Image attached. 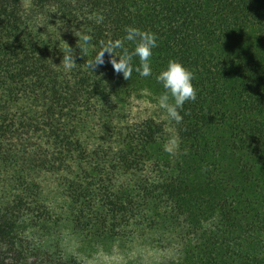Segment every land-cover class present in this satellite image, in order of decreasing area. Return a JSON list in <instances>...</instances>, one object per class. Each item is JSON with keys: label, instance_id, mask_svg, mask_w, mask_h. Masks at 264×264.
<instances>
[{"label": "trees", "instance_id": "trees-1", "mask_svg": "<svg viewBox=\"0 0 264 264\" xmlns=\"http://www.w3.org/2000/svg\"><path fill=\"white\" fill-rule=\"evenodd\" d=\"M126 26L156 35L152 75L107 53L92 72ZM169 60L197 89L179 124ZM141 243L171 253L151 264H264V0H0V264Z\"/></svg>", "mask_w": 264, "mask_h": 264}, {"label": "clouds", "instance_id": "clouds-1", "mask_svg": "<svg viewBox=\"0 0 264 264\" xmlns=\"http://www.w3.org/2000/svg\"><path fill=\"white\" fill-rule=\"evenodd\" d=\"M103 17L98 18L101 22ZM81 39L88 44L92 37L83 35ZM63 41V40H62ZM64 42V41H63ZM126 42L134 45L130 51L126 47ZM63 64L68 70L75 68L74 49L64 42ZM157 46V37L154 33L147 30H141L136 27L126 26L125 36L121 39L109 40L104 44L95 57L87 62L88 68L93 72L97 67L104 65L105 53L109 56V62L114 72L122 74L125 80H130L133 70L142 77L152 75L150 64L153 55V49ZM117 49L120 51L117 52ZM138 57L139 66L133 68V58ZM194 74L182 63L176 60H169L167 67L161 70L156 76L164 91L158 97L159 107L166 112L167 118L175 121L177 124L182 122L183 117L180 110L188 101H195L197 98V89L193 85ZM178 138H170L165 146V150L174 153L178 149Z\"/></svg>", "mask_w": 264, "mask_h": 264}, {"label": "rangeland", "instance_id": "rangeland-1", "mask_svg": "<svg viewBox=\"0 0 264 264\" xmlns=\"http://www.w3.org/2000/svg\"><path fill=\"white\" fill-rule=\"evenodd\" d=\"M169 249L151 250L141 243L135 246H118L101 252L91 251L85 258L94 264H151L170 256Z\"/></svg>", "mask_w": 264, "mask_h": 264}]
</instances>
